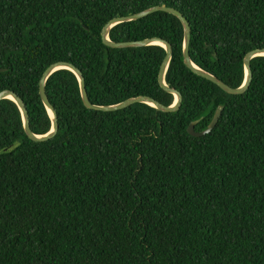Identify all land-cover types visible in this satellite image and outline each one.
<instances>
[{
	"label": "trees",
	"instance_id": "trees-1",
	"mask_svg": "<svg viewBox=\"0 0 264 264\" xmlns=\"http://www.w3.org/2000/svg\"><path fill=\"white\" fill-rule=\"evenodd\" d=\"M156 6L189 21L195 65L243 85L245 56L264 49V0H0V92L24 101L36 135L53 127L40 81L57 62L82 72L94 105L148 96L172 106L163 47L102 40L111 20ZM150 38L173 47L166 81L183 96L178 112L89 110L78 77L60 70L46 87L59 132L34 142L17 104L0 102V264H264V57L252 60L250 89L230 95L185 65L176 16L110 31L116 43ZM220 107L210 134H189Z\"/></svg>",
	"mask_w": 264,
	"mask_h": 264
},
{
	"label": "water",
	"instance_id": "water-1",
	"mask_svg": "<svg viewBox=\"0 0 264 264\" xmlns=\"http://www.w3.org/2000/svg\"><path fill=\"white\" fill-rule=\"evenodd\" d=\"M158 12H165V13L172 14L181 21L184 27V47H183L184 63L193 73L214 83L215 85L220 87L224 92L230 95H242V94H245L250 89L252 80H253V73H252V67H251L252 60L258 57H264V49H258V50L252 51L245 56L244 58V68H245L244 83L240 88H237V89L231 88L230 86L225 84L222 80H220L218 77L202 70L200 67L194 64L191 58V54H190L192 29H191V25L189 21L183 16V14L174 8H169L166 6H156V7L147 9L143 12H140L138 14L132 15V16H125V17L115 18L111 20L109 23L106 24V26L104 27L102 31V40H103L104 45L112 49L145 48V47L155 46V45L163 47L166 50V57L160 69L159 83L165 92H168L175 96L176 98L175 103L172 106H165L161 104L160 102L156 101L154 98L148 97V96H139V97L131 98L124 102H121L119 104L112 105V106L94 105L90 101L87 88H86L84 75L76 66L70 63H67V62H57V63L52 64L50 67L47 68V70L45 71L40 81V96H41V99L44 105L46 106V108L48 109L51 115L52 123H53L52 130L48 134L36 135L32 131L31 126H30V115H29L28 109L24 101L17 94L9 90L2 91L0 92V102L3 100L9 99V100L14 101L17 104V106L19 107L22 113L25 133L29 137V139H31L34 142L50 141L53 138H55L59 132L58 115L50 103L49 97L47 95L46 87H47V82L50 79V77L60 70H69L78 77L80 81L82 100H83L85 107L89 110H95V111H101V112H116V111L127 109L136 104H145L163 113L178 112L181 109L182 104H183V96L176 89H172L166 81L167 73H168L171 61L173 59L172 45L169 42L161 38H150L146 40L120 42V43L113 42L110 39V31L115 26L122 24V23L139 21V20L147 18L148 16L153 15ZM223 111H224V107H220L217 110L209 127L202 132L196 131V127L200 123L201 120L192 122L188 128L189 134L196 138H200V137L210 134L218 125L222 117Z\"/></svg>",
	"mask_w": 264,
	"mask_h": 264
}]
</instances>
